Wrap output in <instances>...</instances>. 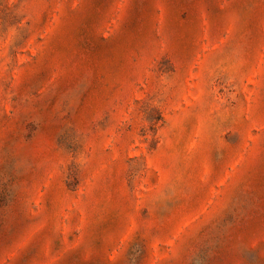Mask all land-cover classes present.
<instances>
[{"label": "rangeland", "instance_id": "374dc122", "mask_svg": "<svg viewBox=\"0 0 264 264\" xmlns=\"http://www.w3.org/2000/svg\"><path fill=\"white\" fill-rule=\"evenodd\" d=\"M0 264H264V0H0Z\"/></svg>", "mask_w": 264, "mask_h": 264}]
</instances>
